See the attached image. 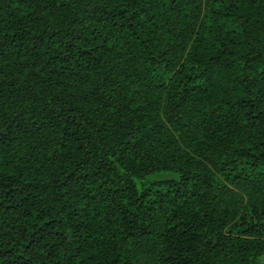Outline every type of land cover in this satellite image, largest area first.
Here are the masks:
<instances>
[{
	"label": "trees",
	"instance_id": "obj_1",
	"mask_svg": "<svg viewBox=\"0 0 264 264\" xmlns=\"http://www.w3.org/2000/svg\"><path fill=\"white\" fill-rule=\"evenodd\" d=\"M264 0H0V264H263Z\"/></svg>",
	"mask_w": 264,
	"mask_h": 264
},
{
	"label": "rangeland",
	"instance_id": "obj_2",
	"mask_svg": "<svg viewBox=\"0 0 264 264\" xmlns=\"http://www.w3.org/2000/svg\"><path fill=\"white\" fill-rule=\"evenodd\" d=\"M263 264H264V260H263Z\"/></svg>",
	"mask_w": 264,
	"mask_h": 264
}]
</instances>
